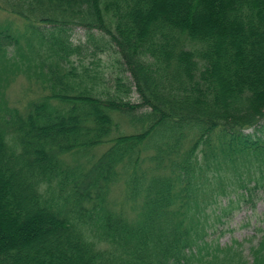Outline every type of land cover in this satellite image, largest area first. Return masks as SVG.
<instances>
[{"label":"trees","instance_id":"1","mask_svg":"<svg viewBox=\"0 0 264 264\" xmlns=\"http://www.w3.org/2000/svg\"><path fill=\"white\" fill-rule=\"evenodd\" d=\"M0 8L29 22L20 57L41 65L45 90L25 112L9 108L0 73V264H247L239 242L207 236L264 191V0ZM2 35L0 47L18 43ZM107 51L110 79L79 62ZM250 251L248 264H264V233Z\"/></svg>","mask_w":264,"mask_h":264},{"label":"rangeland","instance_id":"2","mask_svg":"<svg viewBox=\"0 0 264 264\" xmlns=\"http://www.w3.org/2000/svg\"><path fill=\"white\" fill-rule=\"evenodd\" d=\"M4 2L5 0H0V4H4ZM6 31H9V33H12L13 35H18L19 37H17L18 43L10 44L9 46L1 45L0 47L2 48L0 50V73L6 72L5 76L8 78L3 82L5 83V86L2 90L3 93L1 94L3 99L2 103L4 101L3 105L6 104L9 108L16 107L20 112H25L28 108L29 102L31 100H37L45 92L35 80V76H32L37 72V69H40L41 65L37 66L33 62L31 63L29 57L27 58V62L25 59H23V61L20 57V53H24L26 56L30 55V48L27 47L24 41L27 39V42H30V38L32 37L29 22L16 14L0 8V32L3 34V32ZM21 32L24 39L21 36ZM2 34L0 35V39L3 37ZM71 38L74 43L86 42L85 29L75 27ZM20 47L23 49L22 52L20 51ZM41 49L46 48L43 46ZM72 58L78 63L79 59H77L75 55ZM7 60H10V63H8ZM79 62L84 66H89L92 74H94V72L98 74L100 71L99 74H102L104 79H110L111 75L113 76L112 71L116 69V66L113 63V56H110L108 51L100 52L94 56L86 55ZM8 68H10V70H8ZM42 69L47 71L48 68L42 64ZM78 70L81 71V66H79ZM132 96V101H138L136 93H133ZM114 118L120 125L119 131H134L133 127L128 124L123 116L114 115ZM105 148V145H101L96 148L93 153H96V156ZM66 160L70 162L71 165L75 164L74 158L71 155H68ZM77 160L78 162L85 164L87 158L84 156H78ZM118 187L120 188V186ZM116 191L117 193L115 196L118 197L119 191L118 189ZM259 192L260 196L254 207L251 206L250 203H239V206H236L237 204L233 205V210L232 208H227L224 212L225 214L221 216L220 220H213L214 223L209 227V234L207 236L208 241L219 243L220 246L239 242V245H237L238 247L233 245L241 252L239 257L236 256L239 260L242 258L247 264L252 260L250 251L251 246L255 245L264 233V191ZM216 206L215 208L219 207V205ZM209 213L210 222H212L211 219H214L215 212L209 211Z\"/></svg>","mask_w":264,"mask_h":264}]
</instances>
